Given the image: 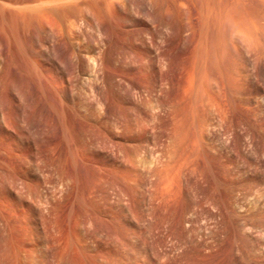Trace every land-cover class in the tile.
I'll list each match as a JSON object with an SVG mask.
<instances>
[{
  "label": "rangeland",
  "instance_id": "1",
  "mask_svg": "<svg viewBox=\"0 0 264 264\" xmlns=\"http://www.w3.org/2000/svg\"><path fill=\"white\" fill-rule=\"evenodd\" d=\"M0 264H264V0H0Z\"/></svg>",
  "mask_w": 264,
  "mask_h": 264
}]
</instances>
